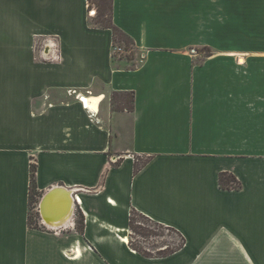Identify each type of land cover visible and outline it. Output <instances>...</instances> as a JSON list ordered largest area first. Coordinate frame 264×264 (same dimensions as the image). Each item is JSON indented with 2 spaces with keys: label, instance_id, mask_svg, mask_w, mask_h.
<instances>
[{
  "label": "crops",
  "instance_id": "0c3cea01",
  "mask_svg": "<svg viewBox=\"0 0 264 264\" xmlns=\"http://www.w3.org/2000/svg\"><path fill=\"white\" fill-rule=\"evenodd\" d=\"M89 6L0 0V264H264V0H114L135 70ZM53 39L60 57L45 60ZM117 92L133 111L114 109ZM32 165L44 194L79 196L52 230L29 225ZM133 211L185 246L136 252Z\"/></svg>",
  "mask_w": 264,
  "mask_h": 264
},
{
  "label": "trees",
  "instance_id": "16d2710c",
  "mask_svg": "<svg viewBox=\"0 0 264 264\" xmlns=\"http://www.w3.org/2000/svg\"><path fill=\"white\" fill-rule=\"evenodd\" d=\"M89 1V9L90 11L92 10V6L96 5L97 8V18L92 17L90 19V26L92 28H100V29H104V30H111L113 32V36H114V41H113V46H114V53H113V61H117L118 56H117V52H116V48L120 47L121 51L122 49H125L128 51V49L131 47L136 48L135 45V41L128 36L127 34L123 33L118 27H116L114 25V21H113V6H114V0H88ZM125 45V48L123 47V45ZM134 57H129V60H132L133 63L131 66H128L127 69L128 70H135L138 67V64L134 63ZM111 100H112V104L114 106L115 110H129V111H133L135 109V99H134V93H123V94H119L117 93H113L111 96ZM148 159L144 162H142L140 159L136 160L135 163V173H138L142 167L147 164ZM120 163H122L121 161L114 163V166H120ZM36 172H37V167L35 165L31 166V186H30V213H31V205H32V201H33V197H39L41 198L44 194L43 192H41L37 186L36 183ZM241 183L239 182V180L228 173H221L220 175V186L222 187L223 190H236V189H241ZM30 213H29V225L31 228L33 229H44L46 230L45 226H33L31 223V219H30ZM82 210L78 209L77 211V230L79 231V233L84 234L85 232V221H84V217L82 215ZM133 214H139L137 212H132V215L130 216V228L134 230L133 225H132V216ZM157 224V223H156ZM160 225V224H158ZM163 226V225H161ZM165 227V226H163ZM168 228V227H165ZM168 230L175 232L177 236L180 237L181 239V244H179L178 246L171 248V247H167L165 250L159 251L158 254H156L155 256L157 257H166V256H170L172 254H174L175 252H178L179 250H181L184 246H185V239L184 237L175 229L172 228H168ZM135 231V230H134ZM131 246L133 247L134 250H136V252L147 256V257H152L154 255H150L148 253H144L141 250H139L138 248H136L133 245L132 242V237H131V241H130Z\"/></svg>",
  "mask_w": 264,
  "mask_h": 264
},
{
  "label": "rangeland",
  "instance_id": "374dc122",
  "mask_svg": "<svg viewBox=\"0 0 264 264\" xmlns=\"http://www.w3.org/2000/svg\"><path fill=\"white\" fill-rule=\"evenodd\" d=\"M92 10L96 11L93 17L97 18L96 5L92 6ZM123 47L125 48V45H123ZM116 52L118 56L117 61H122L121 65L124 66L128 64L131 66L133 61L129 60V57H134V63L140 64L141 57L138 54L137 48L130 46L128 51L125 49L121 51V48L117 47ZM40 200L41 198L39 197H33L30 213L31 223L33 226H47L45 228L46 230H52L51 226L47 225V223L44 225L45 221L43 222L40 217ZM132 218V225L135 230L131 229L132 242L133 245L142 252L156 255L159 251L165 250L167 247L174 248L181 244L180 237L177 236L175 232L168 230V228L152 222L141 214H133Z\"/></svg>",
  "mask_w": 264,
  "mask_h": 264
},
{
  "label": "water",
  "instance_id": "95a60500",
  "mask_svg": "<svg viewBox=\"0 0 264 264\" xmlns=\"http://www.w3.org/2000/svg\"><path fill=\"white\" fill-rule=\"evenodd\" d=\"M76 195L64 186H56L46 192L40 200L39 214L47 225L54 227L65 224L76 211Z\"/></svg>",
  "mask_w": 264,
  "mask_h": 264
},
{
  "label": "built area",
  "instance_id": "2783aa9c",
  "mask_svg": "<svg viewBox=\"0 0 264 264\" xmlns=\"http://www.w3.org/2000/svg\"><path fill=\"white\" fill-rule=\"evenodd\" d=\"M91 15L92 16H95V13L96 11L95 10H91L90 11ZM56 39H53V40H48L46 41L43 45H42V51H41V54L43 56V58L45 60H51V61H54L56 60L57 58L60 57V49H59V44L55 41ZM48 48V50H51L52 52H47L46 53V49ZM52 53V54H51ZM79 196L76 195V197L74 198V202L76 201L77 203L80 204V200L78 198ZM43 221V220H42ZM44 222V221H43ZM44 225H46V222H44ZM47 227V226H45Z\"/></svg>",
  "mask_w": 264,
  "mask_h": 264
},
{
  "label": "bare ground",
  "instance_id": "6f19581e",
  "mask_svg": "<svg viewBox=\"0 0 264 264\" xmlns=\"http://www.w3.org/2000/svg\"><path fill=\"white\" fill-rule=\"evenodd\" d=\"M99 101V99L96 97H91L90 99H87L85 102L87 105H94V103H97Z\"/></svg>",
  "mask_w": 264,
  "mask_h": 264
}]
</instances>
